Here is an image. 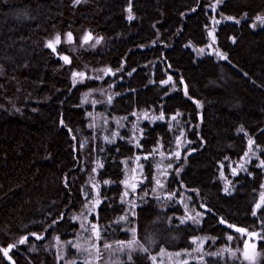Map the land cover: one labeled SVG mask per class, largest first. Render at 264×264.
Wrapping results in <instances>:
<instances>
[{"label":"trees","instance_id":"trees-1","mask_svg":"<svg viewBox=\"0 0 264 264\" xmlns=\"http://www.w3.org/2000/svg\"><path fill=\"white\" fill-rule=\"evenodd\" d=\"M83 218L105 264H264V0H0V264H86Z\"/></svg>","mask_w":264,"mask_h":264},{"label":"rangeland","instance_id":"rangeland-1","mask_svg":"<svg viewBox=\"0 0 264 264\" xmlns=\"http://www.w3.org/2000/svg\"><path fill=\"white\" fill-rule=\"evenodd\" d=\"M81 1V0H79ZM215 25L216 23L213 22L211 28H209L207 35H208V41L209 44L206 48L203 49H193V51L195 52L197 59L200 60L202 59L205 55H210V56H214L217 58H221L222 59V54L219 51V49H216L215 47V43H216V38H215ZM60 38V42L59 43H55V39H53L51 42H53L54 48L55 50L62 44L65 45H69L72 42V37L71 39H69V34L65 35L64 37H59ZM98 43V40H95L94 38H90L88 36H85L83 38V44L88 47V48H94L95 45ZM52 49V48H51ZM53 50V49H52ZM102 73L101 70H97L95 72L96 76L98 77L100 74ZM98 121V119H97ZM95 119V122H97ZM147 121V117L146 116H138L137 119L135 120L134 126L131 128L130 130V136H131V141L133 143V145L136 148H139V142H140V137L142 135L141 132V125L143 122ZM100 122V121H99ZM99 122H97V124H99ZM121 127H123L121 125ZM248 162V159H245L242 164H240L238 166V169L240 170L242 168L243 165H245ZM128 168H127V177L125 180V199L126 202L128 201L132 206L136 205V198L132 199L131 196H133L134 192L136 189H138L141 184L144 182V179L142 178L143 176V165L141 164L140 161V157L136 158L132 161L128 162ZM161 169V168H160ZM165 168H162L161 171L157 172V176L155 179V184H156V189H155V193L158 194L160 198H165L167 197V195L161 194L163 193V183H164V176L163 173ZM178 203H180L184 209V211L186 212V220L187 221H194L196 220V215L195 213H193L195 211V208L191 205L190 201L187 199H182V200H176ZM81 223V228L83 230V234L80 237V239L82 238V244L84 246L83 250L85 251V255H83L85 258H87L88 262H86V264H105L107 262L106 257H103L101 251H100V247L98 246V242L97 239L94 238L93 241H90V239L92 237H88L86 236V232L89 230V228H87V219L83 218L82 221H80ZM90 225V224H89ZM92 227V234L96 235L98 233V230L96 227L93 228ZM95 229V230H94ZM84 236H86L84 238ZM206 239H196L194 240V247L191 250V252H187L185 253V255L183 253L181 254H177L176 256L172 257L169 255H163L161 254L160 256H158L156 258V263L155 264H176L179 262L180 263H185V260H194V259H200V257H202L203 253H204V246L206 244ZM239 243L243 244L242 250H243V255L245 258L248 257H254L255 253H256V246H257V240L256 237L250 235V234H244L243 237L239 238ZM230 252V251H229ZM237 252L236 250L230 252L231 254ZM247 254V256L245 255ZM183 258V259H182Z\"/></svg>","mask_w":264,"mask_h":264},{"label":"snow or ice","instance_id":"snow-or-ice-1","mask_svg":"<svg viewBox=\"0 0 264 264\" xmlns=\"http://www.w3.org/2000/svg\"><path fill=\"white\" fill-rule=\"evenodd\" d=\"M77 2H79V0H77ZM132 17L130 16L129 19H131ZM69 39H71V34L69 33ZM60 42V38L57 36L55 43H59ZM48 47L52 48L53 51H55L53 42H49ZM65 61L67 62L68 58L64 57ZM259 207V206H258ZM95 230V229H94ZM238 231H243V229H237ZM39 238V237H38ZM97 238H99V234L97 233ZM24 241H21V243H23ZM105 247H110L109 245H105ZM144 251H147V249H144ZM5 255H7V250H5ZM247 256V254H245Z\"/></svg>","mask_w":264,"mask_h":264},{"label":"water","instance_id":"water-1","mask_svg":"<svg viewBox=\"0 0 264 264\" xmlns=\"http://www.w3.org/2000/svg\"><path fill=\"white\" fill-rule=\"evenodd\" d=\"M231 230L233 231V230H235L234 228H231ZM236 231H238V230H236ZM238 232H240V231H238Z\"/></svg>","mask_w":264,"mask_h":264}]
</instances>
